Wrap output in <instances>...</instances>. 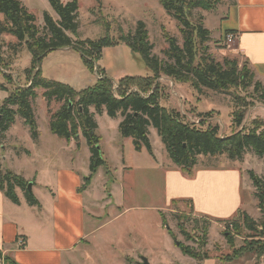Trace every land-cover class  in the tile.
Listing matches in <instances>:
<instances>
[{
  "label": "rangeland",
  "instance_id": "1",
  "mask_svg": "<svg viewBox=\"0 0 264 264\" xmlns=\"http://www.w3.org/2000/svg\"><path fill=\"white\" fill-rule=\"evenodd\" d=\"M19 1L36 15L40 27L43 26L44 12H47L54 21L58 20L47 0ZM61 1L70 2L72 0ZM183 1L190 2L191 0ZM208 1L212 7L211 10L199 8L192 10L194 20L200 21L209 32V41L204 45L206 55L215 64L220 65L236 59L239 61L238 64L240 63L238 66L240 68L245 60L236 51L234 43L228 44L225 37V40L222 38V34L231 27L228 22L227 9L233 0ZM78 2V40L97 41L108 38L112 43H118L114 47L104 48L97 63L101 70H103L102 65L111 70H119L125 66V74L116 75V77L107 76L114 82L125 77H147L151 74L139 53H133L130 48L119 41L121 37L133 35L139 22L145 25L149 43L152 45L151 55L158 60L167 61L162 54L167 47L163 37L164 32L175 38L179 45L182 44L178 23L166 13L159 0H78ZM2 20L3 17L0 14V22ZM15 43L12 37L0 35L1 54L3 63L6 65L5 70L0 69V109L17 87L26 85V70L31 65V55L27 49L22 46L15 53L13 50ZM117 47L121 48L117 49ZM40 69L44 78L67 85L77 92L93 86L97 79L102 78L96 68L93 73H90L83 65L80 53L72 49L49 53L41 61ZM4 73L10 75L9 83L4 79ZM97 74L100 77H97ZM158 83L164 87L160 99L161 106L181 111L185 115V121L195 123L196 126L200 121L198 115L212 112L210 120L206 119L202 127L205 128L207 122L217 125L221 136H228L238 130L233 124V115L236 112L239 113L238 111L245 113L242 128L249 129L255 120H261L264 123V98L261 91L256 92L253 87H235L220 93L208 90L197 93L189 85L174 84L164 77L160 78ZM36 93L37 99L32 103V108L37 137H33L21 116L14 117V122L6 137L0 136L1 174L4 175L9 171L24 179L27 185H31L30 191L26 188L27 192L34 197L32 192L34 184H50L51 192L54 194L56 191L53 187H56V184L53 183H55L57 170L73 168L75 174L80 179L83 178L84 191L89 183L86 180L90 176L87 175L90 161H88L87 150H85L86 140L82 137L85 148L81 151H77L75 147L66 148L64 141L58 139L49 130V114L55 112L60 105L52 103L47 109V104L41 97L42 91L37 90ZM242 107H244L243 110H241ZM10 108L16 109L15 107ZM90 112L93 113L94 110L90 109ZM94 118L98 125L96 135L101 142H99L101 157L107 162V167L105 166L106 168L104 167L102 171L105 177L109 171L112 174H120L119 178L123 184L118 185L117 189L114 186L112 190H116L113 199L104 202L106 205L105 218L120 214L119 217L107 223L90 238L92 243L94 238L99 237L98 245L92 244L89 250L84 246L77 249V252L73 254L74 258L77 259L81 252L85 255L80 264H141L142 259H146L148 264H194L190 257L183 255L179 250L181 244L195 251L198 250L201 254L206 251L208 255L216 256L221 260L243 246L246 241H252L251 239L257 237L256 231H261L258 224L264 218L263 211L259 210L258 201L256 202L258 210L251 213L253 216L250 217L257 229L253 232L244 228V223L237 222L239 214L225 223L215 220L220 224H205L203 219L191 216V209L186 204L166 203L165 172L168 171L169 165L174 164L166 146L154 129H149L153 155L146 150L136 152L131 142H128L127 148L120 150V154H123L131 167V169L126 167L123 172L117 165L116 158L119 150V147H116V141L121 137L118 130L121 119H111L105 113L95 114ZM102 153L105 155L103 156ZM117 157L119 158V155ZM150 165L153 169H150ZM141 167L147 168L139 169ZM196 168L198 170L202 168H237L240 170L244 178L241 193L243 202L251 203L249 190L252 188L256 198L257 190L253 187L249 172L251 171L256 177L264 180V158H259L251 150L244 154L242 162L228 160L226 154L215 158L199 157L193 169ZM121 172L123 173L122 178ZM100 182V178H96L92 190L88 195L85 194V197H88L87 200H90L92 193L95 197L101 194ZM109 186L110 184L107 187ZM46 189H38L35 195L41 198L48 196L49 192ZM23 196L27 203L25 195ZM86 206L89 213L93 214L94 210L88 206V203ZM182 213L185 217L181 215ZM180 217L184 220L181 221ZM93 220V223L100 224L108 219ZM232 221L235 222L233 225H238L240 236L234 231ZM228 236L231 243H227ZM197 238L203 239L204 248L200 246L201 242H197ZM176 242L179 246H176ZM213 257L202 260L200 264L203 262L207 264H255L257 261L250 254L230 263L222 260L224 263L217 262ZM260 261L261 259L259 263Z\"/></svg>",
  "mask_w": 264,
  "mask_h": 264
},
{
  "label": "trees",
  "instance_id": "2",
  "mask_svg": "<svg viewBox=\"0 0 264 264\" xmlns=\"http://www.w3.org/2000/svg\"><path fill=\"white\" fill-rule=\"evenodd\" d=\"M47 1L58 20L54 21L44 12L43 26L40 27L36 15L19 0H0V14L3 17L0 22V35L10 36L15 40V53L24 46L31 55V65L26 70V85L17 87L0 109V136L10 129L14 117L19 115L33 137H37L32 103L37 99L36 91L41 90L47 109L52 103L60 105L55 112L49 111L50 132L65 142L75 140L78 144L79 135L86 140L90 152V176L86 182L91 181L98 168L106 166L101 157L100 139L96 135L98 127L95 114L105 113L111 119L120 118L119 134L123 140L132 141L136 152L146 150L153 155L149 129H154L166 146L172 163L187 175L192 174L199 157L215 158L226 154L228 160L242 162L244 154L251 150L259 158H264L263 121L255 120L249 129L242 128L245 113L238 111L239 113L233 115V124L238 130L228 136H221L217 125L207 122L206 127H202L206 119L210 120L212 112L198 115L200 121L196 126L195 123L186 122L181 111L161 106L164 87L158 81L162 77L170 79L174 84L189 85L197 93L202 90L220 93L244 86L253 87L256 92L261 91L264 98V87L255 80L247 62L242 63L240 68L236 59L220 65L206 55L204 45L209 41V32L200 21L194 20L192 10H211L208 0H159L166 13L178 23L182 44L179 45L175 38L164 32L167 47L162 54L167 61L158 60L151 55L152 45L149 43L146 27L139 22L133 35L121 37L119 41L133 53H139L151 74L147 77H125L118 82L106 77L97 66L102 50L118 43L114 44L108 38L97 41L78 40V0ZM230 34L231 32H226L225 38ZM62 49H72L80 53L85 68L90 73L96 68L102 78L97 79L93 86L79 92L44 78L40 69L41 61L49 53ZM3 62L0 48V69L5 70L6 65ZM3 77L9 83L10 75L4 73ZM90 109L94 112L91 113ZM243 109L244 107L241 110ZM248 175L257 190L259 210L264 213V180L251 171ZM27 184L24 179L9 171L4 175L0 171V190L5 197L14 204H19L15 194V189L19 188L24 192L27 203L36 206L37 201L26 190ZM238 214V223H244V228L249 231L257 230L250 216L242 212ZM181 215L185 217L183 213ZM183 217H180L181 221L184 220ZM203 222L209 225L208 221ZM233 223L235 222L232 221V225ZM258 225L261 231H256L257 237L246 241L243 246L221 260L230 263L250 254L259 261L264 256V218ZM233 227L240 236L238 225ZM170 235L174 239L171 233ZM197 242H201L202 248L205 247L203 239L197 238ZM227 243H231L230 238ZM179 250L183 255L197 261L209 257L206 251L201 254L200 251L183 244L179 246Z\"/></svg>",
  "mask_w": 264,
  "mask_h": 264
},
{
  "label": "crops",
  "instance_id": "3",
  "mask_svg": "<svg viewBox=\"0 0 264 264\" xmlns=\"http://www.w3.org/2000/svg\"><path fill=\"white\" fill-rule=\"evenodd\" d=\"M227 10L231 27L226 32H231L234 36L236 51L247 62L249 69L255 75V80L264 87V0H233ZM220 33L222 34V29ZM224 34H222L223 40ZM101 68L106 77L125 74V66L119 70H111L103 65ZM7 133L8 131L4 134L5 137ZM128 142L132 144L131 140H123L121 137L116 141V147H119L117 152L119 158L116 156L117 165L123 172L129 167V162L123 154H120V150L127 148ZM64 143L66 148L75 147L77 151L85 148L82 136L78 137V144L75 140ZM85 150L90 161L88 146ZM105 163L107 165L106 161ZM174 166L169 165L168 171L167 169L165 170L167 172L164 171L167 204L168 202L170 205L186 204L191 209L192 217L206 220L211 225L232 220L239 212L246 213L250 217L253 216L251 213L257 212V200L253 188L249 190L251 203L243 202L241 193L244 178L237 168L200 170L196 168L192 170L191 175H187L179 167ZM149 167L153 169L152 165ZM102 169L104 167L98 168L84 191L83 178L80 179L73 168L57 170L53 183L56 184V187H53L56 191L54 194L51 192L50 184L37 183L32 186L37 201L36 206H30L25 202L24 196L22 197L24 192L19 188L15 190L19 204L11 202L0 190V264H80L85 255L81 252L77 259L74 258L73 254L77 249L84 246L89 250L92 244L98 245L99 237L94 238L92 243L90 238L120 215L105 218L104 202L113 199L117 186L122 185L123 182L120 181V174H112L109 171L105 177ZM87 175H90L89 163ZM122 175L121 172V178ZM96 178L101 180V194L95 197L92 193L90 200H87L85 194L88 195L92 190ZM108 180L110 182H107ZM114 186L116 189L112 190ZM42 188H47L49 195L41 198L35 195V191ZM87 203L94 210L93 214L89 213ZM93 219L108 220L95 224ZM208 256V258L213 257ZM213 258L217 262L224 263L216 256ZM192 260L194 264L202 263ZM203 264L207 263L203 262ZM255 264H264V258L262 257L260 263L256 261Z\"/></svg>",
  "mask_w": 264,
  "mask_h": 264
},
{
  "label": "built area",
  "instance_id": "4",
  "mask_svg": "<svg viewBox=\"0 0 264 264\" xmlns=\"http://www.w3.org/2000/svg\"><path fill=\"white\" fill-rule=\"evenodd\" d=\"M226 42L228 43V44H231V43H233L234 42V36L233 35H227L226 36ZM97 77H100V76H98V74H97ZM116 87V86H115ZM263 258H264V256H263Z\"/></svg>",
  "mask_w": 264,
  "mask_h": 264
},
{
  "label": "water",
  "instance_id": "5",
  "mask_svg": "<svg viewBox=\"0 0 264 264\" xmlns=\"http://www.w3.org/2000/svg\"><path fill=\"white\" fill-rule=\"evenodd\" d=\"M27 189H28V191L31 190V185L30 184L27 185ZM167 229H168V227H167ZM176 246H179V243L178 242H176ZM141 264H148V262H147L146 259H142V263Z\"/></svg>",
  "mask_w": 264,
  "mask_h": 264
}]
</instances>
